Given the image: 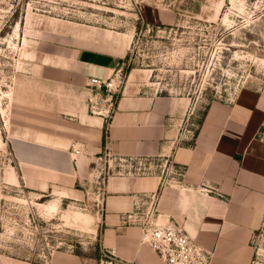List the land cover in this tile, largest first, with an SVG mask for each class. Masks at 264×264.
Returning <instances> with one entry per match:
<instances>
[{"label": "rangeland", "instance_id": "374dc122", "mask_svg": "<svg viewBox=\"0 0 264 264\" xmlns=\"http://www.w3.org/2000/svg\"><path fill=\"white\" fill-rule=\"evenodd\" d=\"M86 50L122 58L98 79L109 92L81 79ZM263 87L264 0H0V264H121L100 242L103 184L132 168L76 140L79 155L68 152L84 170L64 177L77 182L41 194L16 140L85 139L90 117L107 122L121 99L152 97L176 100L166 125L190 139L211 102ZM250 248L249 264H264V215Z\"/></svg>", "mask_w": 264, "mask_h": 264}, {"label": "crops", "instance_id": "0c3cea01", "mask_svg": "<svg viewBox=\"0 0 264 264\" xmlns=\"http://www.w3.org/2000/svg\"><path fill=\"white\" fill-rule=\"evenodd\" d=\"M76 60L84 81L107 78L123 62L89 50L78 51ZM138 100L121 99L107 122L90 117L78 128L85 139L16 140L19 164L39 170L30 173L29 188L53 195L62 194L63 187L69 190L78 179L70 183L64 176L82 173L84 165H73L68 150L78 148L76 140L85 142L88 152L112 157L109 164L141 167L109 176L103 184L100 242L121 264H161L141 244L139 228L127 222L138 206L151 201L158 222L182 228L212 254L211 264H249L250 239L264 215V140L259 136L264 87L245 91L233 104L211 102L190 139L166 125L176 100Z\"/></svg>", "mask_w": 264, "mask_h": 264}, {"label": "built area", "instance_id": "2783aa9c", "mask_svg": "<svg viewBox=\"0 0 264 264\" xmlns=\"http://www.w3.org/2000/svg\"><path fill=\"white\" fill-rule=\"evenodd\" d=\"M88 84L97 91L109 92L110 84H106V79H90ZM89 101L95 106L108 102V99L94 97ZM74 154L79 155V152L74 150ZM131 161L130 159L128 162ZM162 170H166V166H163ZM133 171L139 172L141 167L138 165ZM127 222L139 228L141 244L147 245L161 264H211L212 254L196 244L182 228L158 222L153 201L143 204L142 207L138 206Z\"/></svg>", "mask_w": 264, "mask_h": 264}, {"label": "trees", "instance_id": "16d2710c", "mask_svg": "<svg viewBox=\"0 0 264 264\" xmlns=\"http://www.w3.org/2000/svg\"><path fill=\"white\" fill-rule=\"evenodd\" d=\"M121 64H123V62H122ZM128 70H129V69L127 68L126 71H128Z\"/></svg>", "mask_w": 264, "mask_h": 264}]
</instances>
